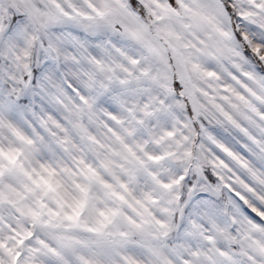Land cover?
Wrapping results in <instances>:
<instances>
[{
  "label": "snow or ice",
  "instance_id": "1",
  "mask_svg": "<svg viewBox=\"0 0 264 264\" xmlns=\"http://www.w3.org/2000/svg\"><path fill=\"white\" fill-rule=\"evenodd\" d=\"M0 264H264V0H0Z\"/></svg>",
  "mask_w": 264,
  "mask_h": 264
}]
</instances>
